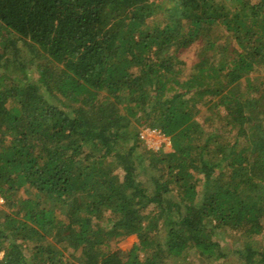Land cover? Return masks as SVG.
Returning a JSON list of instances; mask_svg holds the SVG:
<instances>
[{"label": "trees", "instance_id": "1", "mask_svg": "<svg viewBox=\"0 0 264 264\" xmlns=\"http://www.w3.org/2000/svg\"><path fill=\"white\" fill-rule=\"evenodd\" d=\"M0 198V264H264V0H0Z\"/></svg>", "mask_w": 264, "mask_h": 264}, {"label": "rangeland", "instance_id": "2", "mask_svg": "<svg viewBox=\"0 0 264 264\" xmlns=\"http://www.w3.org/2000/svg\"><path fill=\"white\" fill-rule=\"evenodd\" d=\"M113 99H116L115 96L112 97ZM141 139L143 143L146 145L147 149L153 150L154 152L158 151L159 149H164L165 151L171 149V143L167 138L162 137L159 133L156 131H143L141 132ZM133 237L129 239V241L122 245V249L126 248L127 246H130L133 242Z\"/></svg>", "mask_w": 264, "mask_h": 264}, {"label": "built area", "instance_id": "3", "mask_svg": "<svg viewBox=\"0 0 264 264\" xmlns=\"http://www.w3.org/2000/svg\"><path fill=\"white\" fill-rule=\"evenodd\" d=\"M2 203V200H1V198H0V204Z\"/></svg>", "mask_w": 264, "mask_h": 264}]
</instances>
